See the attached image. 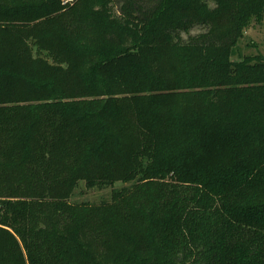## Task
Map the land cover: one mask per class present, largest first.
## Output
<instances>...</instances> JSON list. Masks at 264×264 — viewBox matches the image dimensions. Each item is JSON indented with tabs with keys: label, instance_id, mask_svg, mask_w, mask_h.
I'll return each instance as SVG.
<instances>
[{
	"label": "trees",
	"instance_id": "16d2710c",
	"mask_svg": "<svg viewBox=\"0 0 264 264\" xmlns=\"http://www.w3.org/2000/svg\"><path fill=\"white\" fill-rule=\"evenodd\" d=\"M263 19L0 0V264H264V57H233Z\"/></svg>",
	"mask_w": 264,
	"mask_h": 264
},
{
	"label": "rangeland",
	"instance_id": "374dc122",
	"mask_svg": "<svg viewBox=\"0 0 264 264\" xmlns=\"http://www.w3.org/2000/svg\"><path fill=\"white\" fill-rule=\"evenodd\" d=\"M73 2L74 0L70 3L66 2V0H62L64 5L72 4ZM258 55L264 57V19L262 22L256 23L253 21L250 24L248 30L245 32L244 39L239 41L233 53V57H235L236 60ZM124 186L125 185L122 183H117L115 188H122ZM111 194V188L89 189L86 187L84 182H81L79 188L75 191L70 201L71 203L98 204L102 201H110Z\"/></svg>",
	"mask_w": 264,
	"mask_h": 264
},
{
	"label": "built area",
	"instance_id": "2783aa9c",
	"mask_svg": "<svg viewBox=\"0 0 264 264\" xmlns=\"http://www.w3.org/2000/svg\"><path fill=\"white\" fill-rule=\"evenodd\" d=\"M72 0H66V2H71Z\"/></svg>",
	"mask_w": 264,
	"mask_h": 264
}]
</instances>
